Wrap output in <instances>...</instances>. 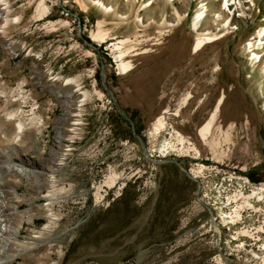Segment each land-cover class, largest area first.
<instances>
[{"label": "rangeland", "instance_id": "374dc122", "mask_svg": "<svg viewBox=\"0 0 264 264\" xmlns=\"http://www.w3.org/2000/svg\"><path fill=\"white\" fill-rule=\"evenodd\" d=\"M39 1L0 5V191L15 207L1 264H264V235L260 243L240 237L231 218L237 212L220 199L232 193L241 200L264 182V65L253 63L248 49L264 27V0L235 14L233 31L224 30V0H122V9L104 0L110 11L97 0H46L49 13L37 19ZM201 1L209 6L202 28L221 37L196 51L192 17ZM100 21L108 37L131 36L139 47L126 57V74H116L98 40L90 41ZM72 37L82 49H70ZM156 37L161 42L154 44ZM94 79L97 90L115 98V110L102 105ZM223 95L203 138L200 128ZM161 115L166 126L154 135ZM19 120L26 128L17 139ZM179 134L188 142L190 136L196 156L245 173L213 172L203 204L189 174L192 151L158 157L162 143ZM107 164L117 165L112 179L120 174L129 182L116 187L109 206H97L92 183ZM138 169L141 176L132 177ZM97 190L112 195L113 186L97 183ZM254 196L263 223L264 197ZM249 202L254 207L246 208L256 209ZM209 216L216 248L202 234ZM217 253L222 260H213Z\"/></svg>", "mask_w": 264, "mask_h": 264}, {"label": "bare ground", "instance_id": "6f19581e", "mask_svg": "<svg viewBox=\"0 0 264 264\" xmlns=\"http://www.w3.org/2000/svg\"><path fill=\"white\" fill-rule=\"evenodd\" d=\"M97 1L102 6V8L105 9L106 11H110V9L113 8V5L107 4L104 0H97ZM126 1H128V0H126ZM170 1L173 2L174 0H170ZM205 1H201L200 2V4L198 5L197 12L192 17V25H193V28L195 29V31L197 32L196 43H195V46H194V48L196 50H198L201 46L203 48L205 46V44L207 42H209V41L212 42L214 40L215 41L220 40L219 38L221 37V34L219 32H217V31H212V32L211 31H204L205 29L202 28L203 20L206 18L207 11L209 10L208 9V7H209L208 6V2H205ZM238 1H239V3H241V8L240 7L238 8L236 6V3H237L236 0H224V2L222 4V10H224L229 15V20H227L224 23V30H226V29H228V30L230 29V31L236 30L238 27L236 26V24H232L233 23L232 19L234 18L235 14H237V17H241V16L245 15L246 12L252 11L256 7V0H238ZM67 2H68V0H67ZM152 3H153V1L147 2L144 5L147 6V8H148V6H151ZM0 5H2L3 8L8 9L10 7V0H0ZM49 9H50V7L48 6L46 0H40L39 3H38L37 9H36L35 17L37 19L44 18V16H46L49 13ZM81 9H83V8L81 7ZM239 12H241V14ZM178 14L181 15L179 11H178ZM215 17L217 19L221 20V18L219 16H217V14L215 15ZM139 18H140V20L143 23L144 22L143 18H141L140 16H139ZM102 24H103L102 21H100L99 22V26H98V30L92 31V33L90 35V38L93 41H95V40L104 41L108 37L109 30L104 29ZM232 27L235 28V29H232ZM162 33H160V34H162ZM224 36H225V34L223 35V37ZM111 40H119V38H118V36H112ZM129 40H130L129 38H126L125 42H128ZM112 48H113V52L115 51V54H114L115 57L119 61L120 69L123 70V71H127V70L132 69L131 62L129 60H126V55H127V53L130 52V49H126V47L123 48L122 45L118 44V43L113 44ZM248 49L250 51L249 59L251 61H253V63L254 62L255 63H260L261 62L264 65V27L262 29H259L257 34L255 36H253V38L251 40H249ZM188 97L189 96L186 97L185 102L188 99ZM223 101H224V95L219 98V100L217 102V105H216L215 109L213 110V112L211 113L210 117L208 118L206 123L200 128L199 133H200V135L203 138H206V136L211 131V128H212V126L214 124V121H215V119L217 117L218 111H219L220 106L223 103ZM13 117H15V114L11 115V118H13ZM165 126H166V118H165L164 115H161L156 120V122H155V124L153 126L152 133L154 135L158 134L161 131V129L164 128ZM16 127H17L16 138L19 139L21 134L25 131L26 124L22 120H19L17 122ZM187 144H188V146H187ZM185 147H186V149H184ZM170 150H181V152H182V150H184L187 153L190 152V151H194L195 154L199 153L198 148L193 146L190 141L188 142L186 137L183 136L182 134L178 135V138H177V140L175 142H172L171 140L166 139L162 143V146H161V148L159 150L160 153H159L158 157H160L162 159L167 157L169 152H170ZM254 188L255 189L253 190L252 196L258 194V198L259 199H261V197H264V196H260V193L262 195V193L264 191V185L257 186V187H254ZM243 193H245V192H243ZM234 198H235V195H234ZM220 199H221V201L223 203L231 202L229 200V198H228V195H224L223 193L221 194V198ZM247 206H249V207L251 206L250 208H253L254 204H251L249 201H246V207ZM228 208H229V206H228ZM14 209H15L14 205L11 204V202H9V200H7L6 195L2 191H0V255L2 254V251L6 247H8L10 245V242L7 241L8 239L6 240V237L10 233L12 234V232H14L13 227L10 224L11 223L10 219H11V217H13L12 215H13V210ZM225 209H227V208H225ZM229 212H230V210H229ZM231 218L237 219V213L234 216H232ZM228 219H230V218H228ZM228 226H230V225H228ZM225 227H227V226H225ZM224 230H225V228H224ZM228 233H230V232H228ZM238 233H236V234H238ZM234 234H232V235L234 236ZM225 238H227V237H225ZM236 238L237 237H235V239ZM227 240H229V239H227ZM231 240H232V238H231ZM244 241H243V243L241 242L242 243V247H245V245H246L244 243ZM259 251L261 253H264V245H262L258 249V252ZM1 262H2V260H0V264H1Z\"/></svg>", "mask_w": 264, "mask_h": 264}, {"label": "built area", "instance_id": "2783aa9c", "mask_svg": "<svg viewBox=\"0 0 264 264\" xmlns=\"http://www.w3.org/2000/svg\"><path fill=\"white\" fill-rule=\"evenodd\" d=\"M76 14V13H74ZM90 21V18H89ZM89 23V22H88ZM229 32H224V34H228ZM163 34V33H162ZM162 34H158L159 36ZM223 34V35H224ZM131 36H124L119 35V40H111V35L107 37L104 41H93L96 43L99 47H103L104 53H106L108 56L112 58L111 65L114 64V68L116 70V74H126L130 70L123 71L119 67V61L115 57L113 53V44L118 43L121 44L123 48L130 47V45H134V50L127 53L126 57H129L130 55H136L139 54L140 51H137L136 49L139 48L134 43H131V39L128 42H125L126 38H129ZM132 38V37H131ZM160 38V37H158ZM158 38H154L153 41L154 44L160 43L158 42ZM73 43L70 45V49H82L83 45L81 43H77L75 40V37L71 38ZM215 42V40H214ZM90 43V44H89ZM88 44L90 46H93L91 42ZM207 44V43H206ZM205 44V45H206ZM204 46V45H203ZM202 49V46L198 49ZM91 50V49H87ZM131 50V49H130ZM196 50V49H195ZM196 50V51H198ZM97 68V65H93V71L95 73ZM94 86V92L99 93V100L102 102V105L109 106V111L115 110V98H107L106 94L102 91L96 89V79ZM192 97V94H190ZM189 97V98H190ZM188 98V99H189ZM164 111L163 114H165ZM112 131L111 126L106 128V134H110ZM179 132H176V134ZM190 141V136L187 137ZM192 142V141H190ZM129 141L126 140L123 144L128 145ZM154 151V150H153ZM194 154V152L192 151ZM194 161L190 164L189 167V174L190 176L198 183V192H197V199L198 201L202 202L204 204V187L209 186L211 183L214 182L213 180V172H222V171H239L241 173H245L244 171L238 170L236 167L230 166L228 163L220 162V161H209L208 158L196 156L193 155ZM117 168V165L115 164H107L106 168L102 170L101 178L97 181H94L92 183L93 187V201L97 206H109L113 201L116 200V187L117 186H124L128 185L129 179H126V177L123 175L121 176L119 174V179H112V172H115ZM203 169H211V176H203ZM140 170L138 169L135 171L132 175L134 178H138L141 176ZM97 183H104L105 185H112L113 186V193L112 195H104V191H98L97 190ZM262 185H264V182H262ZM228 198L231 201V211L237 212V219H233L234 228L239 229V236L240 237H253V243H260L261 239H263L264 235V221L263 223H259L258 217L256 215L261 210V205H259V201L255 196L250 195L249 193H241V200H234L232 199V193L228 194ZM246 201H254L256 202V209H248L246 208ZM258 216V215H257ZM202 234L208 235V243H210L213 247L216 248V234L214 230V225L212 223V220L210 216L206 219L204 224L201 226ZM220 259L222 260L221 256L217 253L213 256V260Z\"/></svg>", "mask_w": 264, "mask_h": 264}, {"label": "crops", "instance_id": "0c3cea01", "mask_svg": "<svg viewBox=\"0 0 264 264\" xmlns=\"http://www.w3.org/2000/svg\"><path fill=\"white\" fill-rule=\"evenodd\" d=\"M105 1H107V2H109V3H112L114 6H115V8L116 9H119V7L122 9L123 8V5H124V3H123V1L122 0H105ZM114 1V2H113ZM122 111V112H121ZM125 111L124 110H122L121 108H119V113H121V114H123ZM150 119V118H149ZM139 139H140V136H138V135H136ZM143 144V143H142ZM144 145V144H143ZM146 149V148H145ZM193 232H195V233H200V231L198 230V229H194V231ZM190 233V232H189ZM200 238V237H199ZM200 239H203V238H200Z\"/></svg>", "mask_w": 264, "mask_h": 264}, {"label": "water", "instance_id": "95a60500", "mask_svg": "<svg viewBox=\"0 0 264 264\" xmlns=\"http://www.w3.org/2000/svg\"><path fill=\"white\" fill-rule=\"evenodd\" d=\"M170 160H175L174 158H169Z\"/></svg>", "mask_w": 264, "mask_h": 264}]
</instances>
